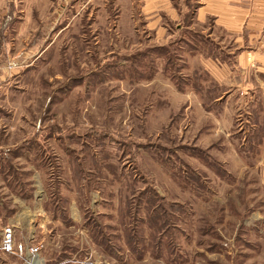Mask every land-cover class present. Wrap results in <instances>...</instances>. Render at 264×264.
<instances>
[{
    "label": "rangeland",
    "instance_id": "rangeland-1",
    "mask_svg": "<svg viewBox=\"0 0 264 264\" xmlns=\"http://www.w3.org/2000/svg\"><path fill=\"white\" fill-rule=\"evenodd\" d=\"M141 5L0 0V238L44 264H264L262 120L186 64L208 27Z\"/></svg>",
    "mask_w": 264,
    "mask_h": 264
},
{
    "label": "crops",
    "instance_id": "crops-1",
    "mask_svg": "<svg viewBox=\"0 0 264 264\" xmlns=\"http://www.w3.org/2000/svg\"><path fill=\"white\" fill-rule=\"evenodd\" d=\"M179 8L174 0H142L137 17L157 25L179 22L184 15L199 24L202 31L208 27L209 39L217 44L213 56L195 49L187 53L186 62L191 57L195 70L207 75L206 80L217 89L212 102L225 104L234 98L246 113L245 118H258L262 120L260 127L264 126V0H194L193 4L186 1L184 10ZM164 30L151 31L154 39L168 37ZM230 132L223 131L226 139ZM227 142L230 144L229 139ZM15 261L0 254V264Z\"/></svg>",
    "mask_w": 264,
    "mask_h": 264
},
{
    "label": "built area",
    "instance_id": "built-area-1",
    "mask_svg": "<svg viewBox=\"0 0 264 264\" xmlns=\"http://www.w3.org/2000/svg\"><path fill=\"white\" fill-rule=\"evenodd\" d=\"M41 246H25L21 243H15L14 230L12 226L6 225L2 228L0 238V253L13 256L24 264H40L43 259L40 258Z\"/></svg>",
    "mask_w": 264,
    "mask_h": 264
},
{
    "label": "trees",
    "instance_id": "trees-1",
    "mask_svg": "<svg viewBox=\"0 0 264 264\" xmlns=\"http://www.w3.org/2000/svg\"><path fill=\"white\" fill-rule=\"evenodd\" d=\"M7 20H8V21H7ZM7 20H6V21H7V23H9V22H10V18H8ZM6 21H5V22H6Z\"/></svg>",
    "mask_w": 264,
    "mask_h": 264
},
{
    "label": "bare ground",
    "instance_id": "bare-ground-1",
    "mask_svg": "<svg viewBox=\"0 0 264 264\" xmlns=\"http://www.w3.org/2000/svg\"><path fill=\"white\" fill-rule=\"evenodd\" d=\"M40 264H44V263L41 262Z\"/></svg>",
    "mask_w": 264,
    "mask_h": 264
}]
</instances>
